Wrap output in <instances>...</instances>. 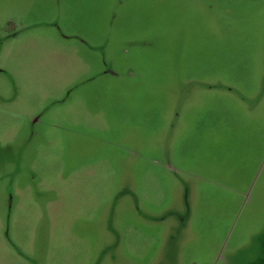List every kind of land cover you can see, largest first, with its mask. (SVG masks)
<instances>
[{
	"label": "rangeland",
	"instance_id": "1",
	"mask_svg": "<svg viewBox=\"0 0 264 264\" xmlns=\"http://www.w3.org/2000/svg\"><path fill=\"white\" fill-rule=\"evenodd\" d=\"M172 251L264 264V1L0 0V264Z\"/></svg>",
	"mask_w": 264,
	"mask_h": 264
},
{
	"label": "crops",
	"instance_id": "2",
	"mask_svg": "<svg viewBox=\"0 0 264 264\" xmlns=\"http://www.w3.org/2000/svg\"><path fill=\"white\" fill-rule=\"evenodd\" d=\"M261 1H264V0H261ZM135 44L132 43V45H135ZM150 48L154 49L153 47H150ZM218 87L220 89L224 90V91H227V92L223 93L226 97H229L230 95H236L237 96L236 98H240V99L243 98L238 92H235V91L234 92H230V91L233 90L231 87H228L226 85L225 86L219 85ZM218 87H215V88H218ZM129 194H131V192H129ZM106 249H107V247H106ZM153 255L149 259L150 262L148 264H179L178 263L179 260H178L177 253H175L174 251L167 252V253L156 252ZM144 258H148V256H145Z\"/></svg>",
	"mask_w": 264,
	"mask_h": 264
},
{
	"label": "flooded vegetation",
	"instance_id": "3",
	"mask_svg": "<svg viewBox=\"0 0 264 264\" xmlns=\"http://www.w3.org/2000/svg\"><path fill=\"white\" fill-rule=\"evenodd\" d=\"M133 44H135V42Z\"/></svg>",
	"mask_w": 264,
	"mask_h": 264
}]
</instances>
